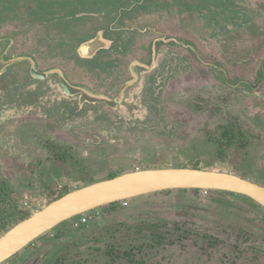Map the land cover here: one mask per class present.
Wrapping results in <instances>:
<instances>
[{
    "label": "rangeland",
    "instance_id": "obj_1",
    "mask_svg": "<svg viewBox=\"0 0 264 264\" xmlns=\"http://www.w3.org/2000/svg\"><path fill=\"white\" fill-rule=\"evenodd\" d=\"M135 1L0 0V235L21 206L136 169L264 186V0ZM103 29L111 54L80 67L76 45ZM91 95L113 106L96 115ZM89 214L4 264H264V208L242 195L165 190Z\"/></svg>",
    "mask_w": 264,
    "mask_h": 264
},
{
    "label": "water",
    "instance_id": "obj_2",
    "mask_svg": "<svg viewBox=\"0 0 264 264\" xmlns=\"http://www.w3.org/2000/svg\"><path fill=\"white\" fill-rule=\"evenodd\" d=\"M179 189L234 193L264 208V186L230 172L187 167L136 169L69 191L39 210H31L28 217L0 235V264L68 219L144 194Z\"/></svg>",
    "mask_w": 264,
    "mask_h": 264
},
{
    "label": "flooded vegetation",
    "instance_id": "obj_3",
    "mask_svg": "<svg viewBox=\"0 0 264 264\" xmlns=\"http://www.w3.org/2000/svg\"><path fill=\"white\" fill-rule=\"evenodd\" d=\"M140 1H143V0H136L133 3V6L132 7H135L134 9L143 8L142 2H140ZM129 14H131V12H129ZM94 43H95L96 46L94 45ZM112 45H113V39H111L109 36H107L105 34V29H103V31H99L98 30L92 36L88 37L87 39L81 40V42H79L76 45L75 50H74L75 51L76 58L80 62H82V63H80L82 65V66L80 65V67L84 68L86 66H90L91 68H93V67H96V66L98 67L99 65H101V59L100 58L102 56L111 54V52H112V48H111ZM1 56H2V54L0 55V57ZM5 64H6L5 58L2 56L0 58V75H3L5 73V71L3 70ZM12 66H15V65H12ZM68 88L71 89L72 91H77L79 89L77 86H72V85H69ZM64 89L67 90L66 89V86H64ZM84 94H85L86 97H88V92L87 91L84 90ZM93 98L94 97L91 95V100ZM104 98H101L100 96H98L94 100L95 102L92 103L94 106L97 107L96 108L97 109L96 110V115H100L99 114V111L100 110L98 108L99 107H103V104L102 103H104V104H110V105L113 106V104H112L113 102H111V101L108 102ZM110 105H108V108L111 107ZM105 110H109V109L105 108ZM19 122H20L19 118H15L14 128H13L14 130H13V135L12 136H13V138H15V142L16 143H18V140H19L18 138L21 135V134H19V130H18V124H19ZM157 124L158 123H156V126H158ZM155 129L156 128L154 127V131H155ZM145 130L146 129H144L143 131H145ZM146 131H149V130H146ZM157 132H159V129H158ZM2 135H3V133H2ZM157 136H159V135H157ZM9 137H11V135ZM6 140H8V138ZM93 140H99V142H101V139L98 136H93ZM19 145H20V142H19ZM2 147H3V144L1 143L0 144V148H2ZM117 174H119V173H116V175ZM4 185H6V190H7L8 189L7 184L4 183ZM1 188H2V191L3 190L6 191L2 186H1ZM11 204L12 205L15 204V206H16V203H11ZM21 208L27 210L28 212H31V207L30 206H28L26 208H24V207L21 206ZM0 227H2V225H0ZM241 244L242 243H239L238 241H232V245H241ZM258 249H260V248H258ZM250 264H253V263L250 262Z\"/></svg>",
    "mask_w": 264,
    "mask_h": 264
},
{
    "label": "built area",
    "instance_id": "obj_4",
    "mask_svg": "<svg viewBox=\"0 0 264 264\" xmlns=\"http://www.w3.org/2000/svg\"><path fill=\"white\" fill-rule=\"evenodd\" d=\"M91 211H93V210H91ZM91 211H88V212H85V213L79 215V218L77 220V224H80V225L85 224L87 222V220L91 219L93 216V215L89 214V212H91Z\"/></svg>",
    "mask_w": 264,
    "mask_h": 264
},
{
    "label": "trees",
    "instance_id": "obj_5",
    "mask_svg": "<svg viewBox=\"0 0 264 264\" xmlns=\"http://www.w3.org/2000/svg\"><path fill=\"white\" fill-rule=\"evenodd\" d=\"M114 176H116V174H113L110 178H112V177H114ZM63 194H64V192L61 193L60 195H58L56 198L62 196ZM56 198H55V199H56ZM114 204H116V203H112V204H109V205H114ZM28 216H29V213H26V214L23 213V214H21L19 220L25 219V218L28 217Z\"/></svg>",
    "mask_w": 264,
    "mask_h": 264
},
{
    "label": "crops",
    "instance_id": "obj_6",
    "mask_svg": "<svg viewBox=\"0 0 264 264\" xmlns=\"http://www.w3.org/2000/svg\"><path fill=\"white\" fill-rule=\"evenodd\" d=\"M127 172H128V171H127ZM230 173H231V172H230ZM2 227H4L3 224H2ZM2 227H1V228H2Z\"/></svg>",
    "mask_w": 264,
    "mask_h": 264
},
{
    "label": "bare ground",
    "instance_id": "obj_7",
    "mask_svg": "<svg viewBox=\"0 0 264 264\" xmlns=\"http://www.w3.org/2000/svg\"><path fill=\"white\" fill-rule=\"evenodd\" d=\"M94 45H95V43H94ZM96 46V45H95Z\"/></svg>",
    "mask_w": 264,
    "mask_h": 264
}]
</instances>
